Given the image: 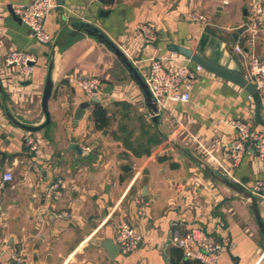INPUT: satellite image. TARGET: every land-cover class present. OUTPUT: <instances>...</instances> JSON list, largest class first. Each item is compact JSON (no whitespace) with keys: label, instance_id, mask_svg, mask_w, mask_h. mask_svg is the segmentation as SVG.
Here are the masks:
<instances>
[{"label":"crops","instance_id":"crops-1","mask_svg":"<svg viewBox=\"0 0 264 264\" xmlns=\"http://www.w3.org/2000/svg\"><path fill=\"white\" fill-rule=\"evenodd\" d=\"M31 1L0 0V264H171V234L196 227L227 241L219 264H264V233L251 198L212 178L181 150L251 192L264 221V198L252 192L254 182L264 179V161L249 148L233 178L219 165L228 166L227 147L238 134L226 121L239 118L262 129L264 94L260 122L250 93L202 69L192 80L191 101L170 102L155 123L139 85L114 53L85 34L76 40L64 35L73 21L101 27L144 78L156 55L175 52L176 64L189 59V66L197 67L192 58L172 51L173 44L231 69H239L241 61L245 74L252 53L264 57V24L250 16L256 0H63L62 5L55 0L45 23L53 36L48 44L39 43L10 11L9 6ZM193 8L211 24L189 21ZM142 22L157 24L154 41L137 35ZM15 49L37 55L27 79L4 62ZM51 63L54 86L46 123L42 96ZM82 74L102 79V92L100 103L92 102L79 119L77 109L91 100L76 86ZM99 104L111 120L101 129L92 116ZM10 116L37 128L26 129ZM27 131L41 143L40 185L35 155L23 141ZM157 132L160 139L153 143ZM71 142L80 143L83 156L69 149ZM5 172L13 173L11 182L3 181ZM58 177L63 195L50 197L47 188ZM140 198L143 217L138 216ZM122 221L135 225L143 240L132 252L120 249L110 256L104 243H115Z\"/></svg>","mask_w":264,"mask_h":264},{"label":"built area","instance_id":"built-area-1","mask_svg":"<svg viewBox=\"0 0 264 264\" xmlns=\"http://www.w3.org/2000/svg\"><path fill=\"white\" fill-rule=\"evenodd\" d=\"M15 14L21 19V22L30 28L32 36L41 44L50 43L53 36L45 25L46 19L55 8V0H33L25 4H16L13 6ZM251 19L258 24H264V1L256 0L250 9ZM189 21L199 22L204 26L211 24L207 16L199 9L193 8L188 16ZM137 35L147 40L154 41L157 38V24L153 22H142L137 27ZM254 39V38H253ZM253 39L250 41L253 43ZM236 50L243 53L241 46L237 45ZM246 68V77L252 83L256 90L264 94V57L252 53ZM179 56L173 52L169 56H155L150 60V67L145 76L152 96L157 101L159 112L162 113L170 102H190L192 99L191 88L192 80L197 72L203 68L200 65L194 69L189 66V59L183 62H176ZM37 55L30 51L11 50L5 57L4 62L8 66L18 67L20 79H27L35 70ZM76 86L88 97H98L102 92V79L97 75H86L77 77ZM226 123L237 130V137L234 138L227 147L225 158L228 160V166L219 162L220 167L226 174L233 178V170L237 169L248 154L249 148H253L259 160L264 161V126L257 130L251 123L239 118H231ZM24 145L28 151L35 155L36 163L33 165L36 172V184L40 185L43 180V172L38 166L39 159L42 158L41 143L37 135L31 131L23 135ZM14 175L11 172H5L4 182H11ZM64 181L61 177L56 178L47 188L50 197H60L63 195ZM252 192L264 198V179H257L253 184ZM138 216L143 217L146 214V206L142 199L138 200ZM68 212L61 216H67ZM143 240V234L139 229L129 221H122L114 237L115 243L121 250L132 252L136 250ZM170 242L173 246L179 247L183 251L185 259L199 260L201 264H219V258L227 245V241L219 239L213 233L200 228H191L187 231H175L170 236ZM13 259L17 262L22 261V256L14 253Z\"/></svg>","mask_w":264,"mask_h":264},{"label":"water","instance_id":"water-1","mask_svg":"<svg viewBox=\"0 0 264 264\" xmlns=\"http://www.w3.org/2000/svg\"><path fill=\"white\" fill-rule=\"evenodd\" d=\"M63 0H56V3L58 5H62ZM11 13L13 14L14 18L21 22V19L15 14L14 9L9 6ZM245 30V27H242L238 30L239 33L243 32ZM87 35L93 39H95L97 42L103 43L112 53L115 54L117 59H119L122 64L127 69L128 73L130 74L131 78L134 79V81L139 85L143 96H145L146 105L150 111V113L153 115V121L156 123L159 121L160 118V112L158 109L157 101L155 100L154 96H152V93L150 91V88L148 86V83L146 81V78L141 74L140 70L135 66L132 60L128 58L124 50L120 47L119 44L114 42L107 34L106 32L97 25L90 23L88 21H73L67 26V28L64 31V35L67 37H70L71 40H76L77 38H81L83 35ZM171 50L179 51L189 58H192V60L200 65L204 70L208 72H212L216 74L217 76H221L226 80H230L231 82L235 83L236 85L240 86L241 88L245 89L246 92L250 93L251 97L253 98L255 102V111L257 115V120L262 121L261 118V108H262V95L259 93L255 86L249 82L248 78L243 72V62L239 61V69H231L227 67L226 65L221 64V62L214 58H208L206 55H204L201 51L194 50V49H187L181 46H178L176 44L171 45ZM235 59H238L237 55H233ZM54 67V63H51L47 77H46V84L43 92V108L46 117H48L46 123H48L51 119L49 110H48V102L49 97L52 94L54 82L52 80V70ZM1 91L3 92V89L1 87ZM100 98L98 97H92L90 101H84L79 108L76 111L75 116L79 119L83 118V114L85 113L86 109H88L92 102L93 103H100ZM15 123L18 125L26 128V129H36V126L32 125H25L22 124L20 121H18L13 116H10ZM45 123V124H46ZM69 149H71L73 152H75L78 156H83L84 152L80 146V143L78 142H71L69 145ZM181 150L184 151V153L191 158V160L195 161L198 165H200L201 168H203L212 178H215L217 181L221 182L225 186L229 187L230 189H234L238 193L244 195L247 198H251V201L254 205L255 209V215L256 219L259 222V226L264 233V221H262L260 217V213L258 210V205L255 202L253 194L245 189L241 188L240 186L236 185L233 181H230L226 176H224L221 172L218 170H215L214 168H210L204 161H202L199 157H197L195 154L193 155L189 150H186L184 148H181ZM104 246H106L109 250V255L114 256L121 248L119 245H116L111 240H108L104 243Z\"/></svg>","mask_w":264,"mask_h":264},{"label":"trees","instance_id":"trees-1","mask_svg":"<svg viewBox=\"0 0 264 264\" xmlns=\"http://www.w3.org/2000/svg\"><path fill=\"white\" fill-rule=\"evenodd\" d=\"M92 116L95 120L96 127L99 129L107 127L111 122V120L109 119L107 108L100 104L97 105L96 108L93 110ZM159 135L160 134L157 132V134L151 137V141L153 143L157 142V140L160 139ZM171 260V264H201L199 260L185 259L183 257V251L179 247H175L173 249Z\"/></svg>","mask_w":264,"mask_h":264}]
</instances>
